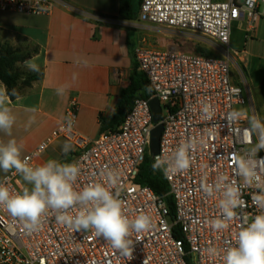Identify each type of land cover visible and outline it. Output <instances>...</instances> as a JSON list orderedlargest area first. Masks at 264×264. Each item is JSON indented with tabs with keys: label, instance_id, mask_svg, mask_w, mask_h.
<instances>
[{
	"label": "built area",
	"instance_id": "built-area-1",
	"mask_svg": "<svg viewBox=\"0 0 264 264\" xmlns=\"http://www.w3.org/2000/svg\"><path fill=\"white\" fill-rule=\"evenodd\" d=\"M54 3L55 0H0V12L50 15ZM262 5L264 0H142L140 22L199 34L217 45L219 55L159 51L139 45L134 56L152 88L151 97L136 99L119 126L96 139L76 131L78 103L73 100L53 136L63 137L72 145L70 163H77L81 170L73 185L76 191L92 183L104 184L114 193L119 192L129 218L148 214L152 218L151 229L133 232L129 236L130 252L124 255L92 230L77 231L58 222L52 211L38 230L29 231L23 222L0 207V264H224V254L235 246L238 231L257 214L252 204L256 189H243V202L236 209L235 218L221 231H214L209 224L220 218V193L209 196L204 189L221 175L228 178V183L235 180L242 184V178L235 175L233 155L256 143L255 135L247 131L248 114L240 111L238 121L228 119L230 112L246 106L248 101L245 87L234 81V56L229 48L235 22H245L246 38H253L262 17ZM42 8L46 10L41 11ZM152 99L160 103L163 126L159 153L152 157L154 162L157 157H171L182 143L194 142L187 170L165 174L159 169L175 202L174 216L164 197L136 182L150 153L155 127ZM251 114H256L253 108ZM258 116L264 119V104ZM68 119L73 120L71 129L66 126ZM49 145L50 139L45 140L25 157L31 166L35 167L34 158ZM258 156L264 157V151ZM106 170L118 172L115 184L109 182ZM0 183L13 193L22 191L20 175L14 171ZM79 211L76 206L68 214L75 216Z\"/></svg>",
	"mask_w": 264,
	"mask_h": 264
},
{
	"label": "crops",
	"instance_id": "crops-1",
	"mask_svg": "<svg viewBox=\"0 0 264 264\" xmlns=\"http://www.w3.org/2000/svg\"><path fill=\"white\" fill-rule=\"evenodd\" d=\"M120 9L121 0H55L50 15L0 12V43L18 49L43 72L42 79L24 85L15 100L7 96L6 105L16 120L11 136L0 131V143L9 139L23 143L25 158L50 139L49 147L34 158V165L50 159L67 162L70 155L64 157L62 146L69 142L53 133L65 120L73 100L78 103L76 131L96 139L103 133L101 117L117 111L121 90L129 85L135 70L141 71L135 48L144 45L159 51H181L176 42L168 41L163 28L140 22L139 17L121 19ZM234 24L242 26L246 38L245 22ZM239 59L244 61V57ZM17 67L23 74L21 83L33 73L23 62ZM61 87L65 91L58 95ZM0 89H6L1 81ZM33 108L35 112L30 111ZM10 172L0 170V182ZM20 185L23 190L21 176Z\"/></svg>",
	"mask_w": 264,
	"mask_h": 264
},
{
	"label": "clouds",
	"instance_id": "clouds-1",
	"mask_svg": "<svg viewBox=\"0 0 264 264\" xmlns=\"http://www.w3.org/2000/svg\"><path fill=\"white\" fill-rule=\"evenodd\" d=\"M45 11L46 9H40ZM87 66V61H84ZM29 71L39 72L40 68L33 60L23 61ZM64 87L57 89V94L64 93ZM12 95H16L15 89ZM7 89H0V131L11 136L16 117L6 105ZM208 107L205 112H208ZM35 112V109H30ZM241 112L234 110L228 114L230 121H238ZM34 120L30 118L29 123ZM248 132L254 134L256 143L250 148L233 155L235 175L242 178V184L235 180L228 183L226 176H219L214 184L207 185L205 192L211 196L220 193L218 201L220 218L209 222L214 231L228 227V222L236 216V209L243 202L241 197L244 188H255L252 204L257 214L250 223L242 226L236 235L235 246L229 247L224 254V264H264V157L258 153L264 151V119L253 114L248 119ZM66 126L71 129L73 120L68 119ZM44 147V146H42ZM194 142L182 143L171 157H157L153 170L163 169L168 172L184 171L190 167V150ZM23 143L9 139L0 143V170L7 173L14 171L20 175L26 185L22 191L13 193L9 187L0 183V207H3L13 218L24 223L29 231L38 230L49 211L56 213L58 222L67 224L77 231L92 230L94 235L102 237L114 249L128 255L132 241L129 236L149 231L152 218L148 214H139L134 218L125 215L119 192H113L102 183H92L80 191L74 189V183L80 175L77 163H61L50 159L35 167L27 158H22ZM72 145L64 143L62 151L67 155ZM109 182L115 184L118 172L106 170ZM80 207L77 215H69V210ZM213 252L215 250L210 249Z\"/></svg>",
	"mask_w": 264,
	"mask_h": 264
},
{
	"label": "trees",
	"instance_id": "trees-1",
	"mask_svg": "<svg viewBox=\"0 0 264 264\" xmlns=\"http://www.w3.org/2000/svg\"><path fill=\"white\" fill-rule=\"evenodd\" d=\"M141 3L142 0H121L120 18L124 20H137ZM25 58L26 56L18 49L13 48L9 44L0 43V81L6 86L8 95L12 100H15L21 94V89L24 85L27 86L32 81L40 80L43 77L42 71L38 73L33 72L27 74L23 82H20L23 74L17 67V64L23 62ZM13 89H15L16 95H12ZM261 92L264 95V77L261 82ZM151 94L152 88L146 76L141 71L135 70L129 85L121 90L118 109L127 113L132 109L136 99H149ZM122 120L123 117L119 116L117 111L110 117H101L102 131L115 129ZM67 155L64 154V157H67ZM153 163V158L147 155L140 167L136 182L140 185L149 186L157 195L164 197L171 211V216H174L175 202L173 197L169 195L167 181L159 170H153ZM178 237L182 238V235L178 234Z\"/></svg>",
	"mask_w": 264,
	"mask_h": 264
},
{
	"label": "rangeland",
	"instance_id": "rangeland-1",
	"mask_svg": "<svg viewBox=\"0 0 264 264\" xmlns=\"http://www.w3.org/2000/svg\"><path fill=\"white\" fill-rule=\"evenodd\" d=\"M261 12L264 15V5L261 6ZM259 22L260 26H259ZM256 24L257 33L253 38H245L242 26L239 24H232L231 27V39H230V54L234 56L232 63L233 78L245 87L248 101L246 106L239 107L238 110L249 115L251 114V108L254 113L261 115L264 95L261 92V82L264 77V17L261 18ZM164 33L168 36V41H174L177 43L181 52L190 54L191 51L194 55L202 56H218L217 45L202 37L199 34L191 32H178L173 30L163 29ZM189 50V51H188ZM235 51H238L239 56L235 55ZM240 57H244V61H240ZM150 157H153L152 153H148ZM73 159V156L68 157L67 163ZM65 163V162H63ZM24 186L26 185L23 181Z\"/></svg>",
	"mask_w": 264,
	"mask_h": 264
},
{
	"label": "water",
	"instance_id": "water-1",
	"mask_svg": "<svg viewBox=\"0 0 264 264\" xmlns=\"http://www.w3.org/2000/svg\"><path fill=\"white\" fill-rule=\"evenodd\" d=\"M150 107L153 114V122L155 127L152 130L151 141H150V152L153 156L158 155L160 147V138L163 131V126L160 124L161 121V106L157 99L150 100ZM119 116L124 117L125 112L117 108Z\"/></svg>",
	"mask_w": 264,
	"mask_h": 264
}]
</instances>
